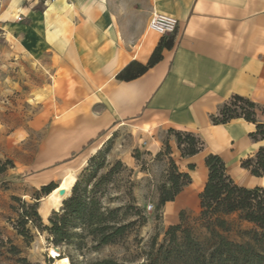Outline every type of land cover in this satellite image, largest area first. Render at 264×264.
I'll return each instance as SVG.
<instances>
[{
	"label": "crops",
	"instance_id": "1",
	"mask_svg": "<svg viewBox=\"0 0 264 264\" xmlns=\"http://www.w3.org/2000/svg\"><path fill=\"white\" fill-rule=\"evenodd\" d=\"M10 3L0 12L5 40L0 45V74L4 79L10 73L12 81H20L21 73L35 70L45 84L37 88L43 104L27 127L42 133L38 151L31 160L13 155L15 167L5 176L33 191L52 182L59 189L60 172L68 177L81 171L119 130H127L134 145L116 158L136 169L132 151L157 155L163 148L162 135L175 129L195 134L205 148L183 158L175 138H169L171 157L192 178L163 209L174 224L181 211L199 213L209 154L222 157L228 171L240 165L244 173L235 180L239 185L264 187V178L241 168V161L259 149L249 138L255 125L236 119L215 126L211 120L235 95L264 109V0ZM156 13L178 20L173 35L149 29ZM163 38L174 44L162 51L158 63L143 74L137 65L124 72L132 63L147 66ZM257 120L264 123V112ZM23 144L20 139L16 146L22 149ZM59 163L63 164L56 166ZM34 169L37 175L20 177Z\"/></svg>",
	"mask_w": 264,
	"mask_h": 264
},
{
	"label": "trees",
	"instance_id": "2",
	"mask_svg": "<svg viewBox=\"0 0 264 264\" xmlns=\"http://www.w3.org/2000/svg\"><path fill=\"white\" fill-rule=\"evenodd\" d=\"M173 44L172 39L163 38L147 66L132 63L124 72L137 65L140 74L145 73L161 60L162 51L172 48ZM259 112H264L260 105L249 98L235 95L211 120L215 126L236 119L252 123L255 130L249 134V138L254 143H261L264 142V123L257 120ZM168 135L175 138L183 158L195 156L205 148L201 138L191 132L169 129ZM110 142L111 139L88 160L69 197L58 211L52 212L48 224L39 214V201L58 188L56 183L36 190L33 194L36 203L31 205L20 201L19 235L29 241L31 237L26 230L29 224L37 231L46 233L48 241L60 250L56 257H52L54 260H64L66 256L69 264H128L113 257L80 262L75 256L83 257L84 253H96L103 247L117 245L148 222L145 210L136 203L131 188L121 185L124 182L120 179L121 171L132 174L133 170L121 161L106 169ZM138 154L133 155L137 161ZM171 154L169 141H165L163 149L156 155L157 158H166L168 162L166 179L158 187L156 211L159 215L165 205L174 202L192 182L190 174L179 170ZM6 164L13 166L12 161ZM205 164L208 178L199 195L200 211L195 219L202 232L197 233L195 227L187 224V211H181L179 223L168 228L163 243H158V234L151 239L146 264H264V187L246 188L239 185L219 155L209 154ZM5 168L0 164V173ZM241 168L253 177L264 178V144L255 155L241 161ZM189 169L192 171L195 166L190 165ZM127 183L132 185L131 181ZM14 199L18 200L16 197ZM244 224L250 227L239 230L240 238L244 241L231 240L229 234Z\"/></svg>",
	"mask_w": 264,
	"mask_h": 264
},
{
	"label": "rangeland",
	"instance_id": "3",
	"mask_svg": "<svg viewBox=\"0 0 264 264\" xmlns=\"http://www.w3.org/2000/svg\"><path fill=\"white\" fill-rule=\"evenodd\" d=\"M10 1L0 0V12L11 4ZM4 41L3 34L0 31V45L4 44ZM8 75L3 79L0 74V164L6 167L5 171L0 173V264H69L66 256L64 260H54L52 258L53 256L56 257L60 250L48 241L46 233L37 231L31 224L26 227L31 237L29 241L18 233L20 214L22 213L20 201H26L31 205L36 203L35 199H33L35 191L29 190L21 181L14 182L16 178L7 177L4 174L15 167L12 160L13 155L31 160L33 153L38 151L42 133L27 130V127L29 120L39 111L43 104L44 97L38 95L39 89L37 88L42 87L45 83L39 72L35 70H31L29 74L26 71L25 74L21 73L22 78L20 81L17 79L12 81L11 74L9 73ZM14 133H16L15 136L13 135ZM162 137L164 139L163 142H165L169 141L171 136L168 135L167 131ZM20 139L25 141L22 149L20 148L21 145L16 146L17 141ZM110 139L111 142L108 144L106 156V169L113 166L117 161H121L116 158L117 153L134 145L133 138L127 130H119ZM263 144L264 142L259 143V147ZM137 152H139V160H135L136 169L128 167L123 162L133 171L132 174L128 171H121L120 179L124 181L121 185L131 188V194L136 203L145 210L148 217L147 224L132 231L117 245L103 247L96 253H84L83 257L76 255L75 259L78 261L89 262L113 257L120 261H126L128 264H146V255L150 251L151 239L158 234V243H163L166 231L171 225H174L175 220H171L170 215L167 216L163 212L159 215L156 211L158 187L165 181L168 170L166 158H157L156 155L140 151L139 149H134L132 156ZM7 161H12L13 166L7 165ZM62 164L59 163L56 166ZM239 169L240 165L229 166V174L238 182L240 181V176L244 173V171ZM81 171H76L72 174L77 178ZM38 173V169L25 171L20 174V177L34 176ZM67 174H62V172L58 174L57 181L61 182V186L66 181L67 177L65 178V176ZM128 181H131L132 185L128 184ZM27 191L29 192L28 195L25 193ZM14 197L19 201H16ZM46 197H42L39 201L38 211L43 222L48 224V218L52 212L54 210L58 211L62 205L54 208L48 216H45L43 206ZM148 206H153V210L148 211ZM197 214L196 212H187L186 223L195 227L197 233H201L202 230L195 220ZM249 228L247 224L240 226V228H235L229 234V238L238 242L244 241L243 238H240L239 230H247ZM65 254H68L67 251Z\"/></svg>",
	"mask_w": 264,
	"mask_h": 264
},
{
	"label": "built area",
	"instance_id": "4",
	"mask_svg": "<svg viewBox=\"0 0 264 264\" xmlns=\"http://www.w3.org/2000/svg\"><path fill=\"white\" fill-rule=\"evenodd\" d=\"M44 3H53L57 0H39ZM18 21H22V17L17 18ZM178 28V20L175 17L168 16L165 14H154L150 23L149 29L159 35H173ZM148 211L153 210V206L147 207Z\"/></svg>",
	"mask_w": 264,
	"mask_h": 264
},
{
	"label": "bare ground",
	"instance_id": "5",
	"mask_svg": "<svg viewBox=\"0 0 264 264\" xmlns=\"http://www.w3.org/2000/svg\"><path fill=\"white\" fill-rule=\"evenodd\" d=\"M75 182H76V177L74 175H69V177H67L64 184H62L61 188L54 190L50 195L46 197L43 206V213L45 214V216H48L54 208H58L62 205L63 201L67 199L68 195L70 194ZM61 189H65L67 191V194L65 196L59 195L58 192ZM56 255H58V253Z\"/></svg>",
	"mask_w": 264,
	"mask_h": 264
},
{
	"label": "water",
	"instance_id": "6",
	"mask_svg": "<svg viewBox=\"0 0 264 264\" xmlns=\"http://www.w3.org/2000/svg\"><path fill=\"white\" fill-rule=\"evenodd\" d=\"M58 193H59L60 196H65V195L67 194V191H66L65 189H61ZM69 195H70V194H69ZM69 195H68V197H69ZM68 197H67V198H68ZM65 200H66V199H65ZM65 200H64V201H65ZM64 201H63V202H64ZM62 204H63V203H62Z\"/></svg>",
	"mask_w": 264,
	"mask_h": 264
}]
</instances>
